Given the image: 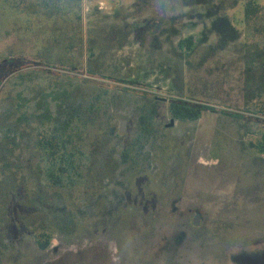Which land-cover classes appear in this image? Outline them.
<instances>
[{
  "label": "rangeland",
  "instance_id": "374dc122",
  "mask_svg": "<svg viewBox=\"0 0 264 264\" xmlns=\"http://www.w3.org/2000/svg\"><path fill=\"white\" fill-rule=\"evenodd\" d=\"M12 1L0 264H264V0ZM70 115L91 148L54 168Z\"/></svg>",
  "mask_w": 264,
  "mask_h": 264
},
{
  "label": "trees",
  "instance_id": "16d2710c",
  "mask_svg": "<svg viewBox=\"0 0 264 264\" xmlns=\"http://www.w3.org/2000/svg\"><path fill=\"white\" fill-rule=\"evenodd\" d=\"M10 1L13 4V1L12 0ZM245 6L247 7L246 8V15H247L246 19L248 20L249 18H251L252 14H255V12L257 11L260 5L259 3L251 0L248 3H246ZM0 10L4 12V15H9L5 25L6 26L11 25L13 19L15 18V16L11 12L12 8L8 7L6 4L4 6L3 5L0 6ZM78 45L80 47V62H79V65L73 66L74 67L73 69H77L79 68L80 65L83 64V56L85 54V47H84L85 44L83 41V37L80 38V44L76 42L70 45L69 51L73 52V49L78 47ZM69 54L71 57L73 53L71 54L70 52H68V55ZM169 108H170L169 109L170 113L174 120L176 119V120H182V121H196L201 118L202 113H203V109L201 107L188 105V104H171ZM86 122H88L87 119L85 120L80 119V118L76 119L70 115L65 119V122L63 123L60 134L53 132L50 135L51 137L48 136V140L40 139V145H39L40 150L42 151L43 156L46 157L50 163H52V167L60 169L62 164L64 163H60L59 159L68 158L71 155L81 156L83 154H86L87 151L90 150L91 145L85 139L86 135L81 133V123L84 124L85 126L84 128H86ZM63 127H64V131H63ZM76 127L78 131V135L80 133L81 135L78 138L67 136L69 135L68 134L69 130L72 131V129H75ZM65 168L70 169V170L74 169V167H72L70 163L65 165ZM68 172L73 173L74 170L68 171ZM79 172H82V171L77 170V173Z\"/></svg>",
  "mask_w": 264,
  "mask_h": 264
},
{
  "label": "flooded vegetation",
  "instance_id": "af4514ba",
  "mask_svg": "<svg viewBox=\"0 0 264 264\" xmlns=\"http://www.w3.org/2000/svg\"><path fill=\"white\" fill-rule=\"evenodd\" d=\"M200 163L204 164V165H209L206 161L201 160Z\"/></svg>",
  "mask_w": 264,
  "mask_h": 264
},
{
  "label": "water",
  "instance_id": "95a60500",
  "mask_svg": "<svg viewBox=\"0 0 264 264\" xmlns=\"http://www.w3.org/2000/svg\"><path fill=\"white\" fill-rule=\"evenodd\" d=\"M124 125H125V121L122 122V127H121L122 130L125 129Z\"/></svg>",
  "mask_w": 264,
  "mask_h": 264
},
{
  "label": "crops",
  "instance_id": "0c3cea01",
  "mask_svg": "<svg viewBox=\"0 0 264 264\" xmlns=\"http://www.w3.org/2000/svg\"><path fill=\"white\" fill-rule=\"evenodd\" d=\"M83 1V0H82Z\"/></svg>",
  "mask_w": 264,
  "mask_h": 264
}]
</instances>
